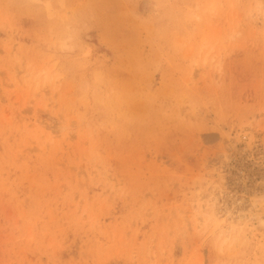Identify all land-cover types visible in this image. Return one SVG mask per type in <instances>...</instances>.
<instances>
[{
  "label": "rangeland",
  "instance_id": "374dc122",
  "mask_svg": "<svg viewBox=\"0 0 264 264\" xmlns=\"http://www.w3.org/2000/svg\"><path fill=\"white\" fill-rule=\"evenodd\" d=\"M0 264H264V0H0Z\"/></svg>",
  "mask_w": 264,
  "mask_h": 264
}]
</instances>
